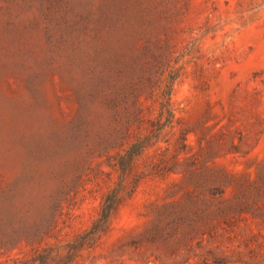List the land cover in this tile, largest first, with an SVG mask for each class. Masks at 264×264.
<instances>
[{
    "label": "rangeland",
    "instance_id": "rangeland-1",
    "mask_svg": "<svg viewBox=\"0 0 264 264\" xmlns=\"http://www.w3.org/2000/svg\"><path fill=\"white\" fill-rule=\"evenodd\" d=\"M174 76L173 123L123 172ZM263 160L264 0H0V210L43 228L0 264L74 240L109 193L78 264H264L239 193Z\"/></svg>",
    "mask_w": 264,
    "mask_h": 264
},
{
    "label": "trees",
    "instance_id": "trees-1",
    "mask_svg": "<svg viewBox=\"0 0 264 264\" xmlns=\"http://www.w3.org/2000/svg\"><path fill=\"white\" fill-rule=\"evenodd\" d=\"M163 89L158 97L159 112L158 119L153 122L152 134L145 139H138L133 142L119 156L116 165L125 172L132 164L134 159L141 155L144 150L151 144L153 137L159 138L163 130L173 123L175 111L172 103L173 81ZM240 196L245 201H240L243 211H251L257 217L264 219V206H259L257 202L264 200V160L258 164L256 179L247 186L239 190ZM117 198L114 193H109L104 200L102 210L98 219L92 227L81 234L74 240L67 242L61 248L53 246H39L34 249L30 259L24 261L23 264H78V256L84 249L91 248L96 242L97 236L105 228L113 209L116 206ZM251 202V203H250ZM256 204V210H250ZM56 206H59V200H55ZM56 219V218H54ZM29 218L21 214L17 207L10 206L4 211L0 210V248L14 243L19 238H27L29 241L34 237L42 235L43 228L41 224L34 221L28 223ZM64 250L63 252H61Z\"/></svg>",
    "mask_w": 264,
    "mask_h": 264
}]
</instances>
